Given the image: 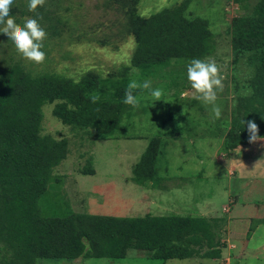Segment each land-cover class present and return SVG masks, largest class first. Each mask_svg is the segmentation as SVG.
I'll use <instances>...</instances> for the list:
<instances>
[{
  "label": "rangeland",
  "instance_id": "1",
  "mask_svg": "<svg viewBox=\"0 0 264 264\" xmlns=\"http://www.w3.org/2000/svg\"><path fill=\"white\" fill-rule=\"evenodd\" d=\"M184 1L188 17L204 18L214 34V53L205 59L215 60L224 77L219 119H213L211 106L191 98L186 67L172 64L149 79L153 88L163 90L161 100L153 102L146 90L138 95L137 108L111 99L43 101L41 134L67 142L63 159L50 167L64 209L116 217L219 219L217 234L225 246L204 244L200 251H217L219 257L162 261L131 249L123 259H38L35 264H264V139L245 152L225 155L221 150L235 103L247 91V66L241 61L236 69L232 62L231 24L258 0H45L43 10L54 19L56 31L46 32L44 62L24 60L0 33V66L12 57L31 71L74 80L86 73L107 76L130 66L132 16L147 17ZM13 18L23 26L31 17ZM138 73L132 68L135 80ZM115 108L130 116H122L112 136L98 139L99 123ZM135 172L155 179L139 185Z\"/></svg>",
  "mask_w": 264,
  "mask_h": 264
},
{
  "label": "trees",
  "instance_id": "2",
  "mask_svg": "<svg viewBox=\"0 0 264 264\" xmlns=\"http://www.w3.org/2000/svg\"><path fill=\"white\" fill-rule=\"evenodd\" d=\"M139 1V0H136ZM187 1L165 7L147 17L132 16L129 31L135 47L130 66L123 65L107 76L86 73L78 80L53 72L31 71L9 57L0 66V264H35L38 259L73 261L79 258L123 259L128 251L150 252L154 260L217 259L219 253H201L224 247L217 234L219 219L203 216L116 217L74 213L58 203V179L52 164L61 161L65 139L41 134L45 100L123 101L132 68L137 81L155 77L158 69L172 64L187 67L193 58L205 59L215 50L209 23L199 16L189 18ZM28 0H14L10 15L37 18L45 32L54 33L53 18L43 7L27 9ZM231 47L235 68L241 61L248 73L244 95L233 109L232 125L221 150L225 155L248 142L242 125L253 120L264 139V0L231 24ZM146 90H136L138 96ZM124 114L119 108L98 125V139L113 135ZM52 169V168H51ZM87 172L92 173L91 170ZM141 174V173H140ZM155 177L135 172L134 182L145 185ZM220 228V227H219ZM197 245V249L194 246Z\"/></svg>",
  "mask_w": 264,
  "mask_h": 264
},
{
  "label": "clouds",
  "instance_id": "3",
  "mask_svg": "<svg viewBox=\"0 0 264 264\" xmlns=\"http://www.w3.org/2000/svg\"><path fill=\"white\" fill-rule=\"evenodd\" d=\"M14 0H0V33L7 36L17 52L26 61L41 64L46 59V54L42 51L47 33L41 27L37 18H28L23 26L16 23L10 15ZM45 0H28L27 9L29 12H36L38 7H42ZM186 78L190 85L191 98L200 101L203 105L211 106L213 119L221 116V106L217 104L218 92L223 91L224 77L220 68L213 59L193 58L186 67ZM136 90H147L152 101L161 100L163 90L153 88L151 80L137 81L131 80L125 89L123 103L133 108L140 106V100L135 94ZM93 103L99 100V95L90 97ZM247 128L248 142L254 143L260 140L258 135L259 127L253 120L241 121Z\"/></svg>",
  "mask_w": 264,
  "mask_h": 264
},
{
  "label": "crops",
  "instance_id": "4",
  "mask_svg": "<svg viewBox=\"0 0 264 264\" xmlns=\"http://www.w3.org/2000/svg\"><path fill=\"white\" fill-rule=\"evenodd\" d=\"M250 146H252V145H249V146H246V147L242 146V147L238 148L234 153H241L242 151L247 150Z\"/></svg>",
  "mask_w": 264,
  "mask_h": 264
}]
</instances>
